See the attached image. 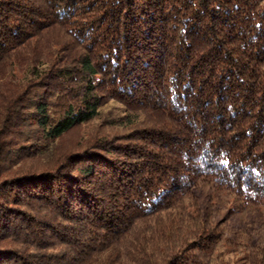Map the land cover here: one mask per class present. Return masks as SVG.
Returning a JSON list of instances; mask_svg holds the SVG:
<instances>
[{"label":"trees","instance_id":"obj_1","mask_svg":"<svg viewBox=\"0 0 264 264\" xmlns=\"http://www.w3.org/2000/svg\"><path fill=\"white\" fill-rule=\"evenodd\" d=\"M14 64L31 75L0 78V264H203L220 231L165 243L150 220L203 186L264 204V0H0ZM110 99L143 118L66 144Z\"/></svg>","mask_w":264,"mask_h":264},{"label":"rangeland","instance_id":"obj_2","mask_svg":"<svg viewBox=\"0 0 264 264\" xmlns=\"http://www.w3.org/2000/svg\"><path fill=\"white\" fill-rule=\"evenodd\" d=\"M44 65L42 63L40 67ZM2 71L5 74H2ZM30 75L29 68L19 67L17 64L0 67L1 79L20 82ZM100 111L99 116L67 133L66 144L79 146L84 145L94 135L122 133L129 121L143 118L141 112L127 110L124 104L116 99L108 100L100 107ZM57 142L60 143V140L55 139L51 144ZM25 161L14 164L13 170L24 165ZM31 162L27 160L25 163L30 165ZM197 220L206 221L220 231V239L206 255L203 264H264V204L246 203L231 193L210 190L208 186H203L185 196L177 206L153 217L150 226L153 231L166 233L158 235V238L166 243L168 237L173 236L171 231H175V234L184 231ZM108 252L109 250L104 251L98 254V257L103 259L107 257ZM129 256L130 259H126L124 264H139L131 253Z\"/></svg>","mask_w":264,"mask_h":264}]
</instances>
